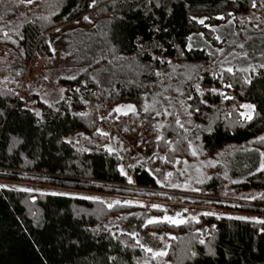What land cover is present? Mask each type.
<instances>
[{
    "label": "trees",
    "instance_id": "trees-1",
    "mask_svg": "<svg viewBox=\"0 0 264 264\" xmlns=\"http://www.w3.org/2000/svg\"><path fill=\"white\" fill-rule=\"evenodd\" d=\"M34 4L32 13L8 24L9 38L0 29V43L12 41L26 64L34 51L47 53L46 31L66 28L57 43L79 70L58 79L62 96L54 104L33 95L38 112L24 106L17 95L20 77L0 87V178L17 180L26 170L41 174L42 184L109 191V185L125 177L117 157L103 147L105 138L94 131L101 108L129 103L139 109L146 94L176 78L168 73L169 68L173 72L172 64H190L194 75L177 100L183 127L191 134L186 135L171 116L163 123L157 147L166 165L176 157H188L192 142L203 159L219 161L209 168L211 174L198 184L199 190L222 194L231 180L228 186L234 190H259L260 195L256 202L215 206L182 222H146L144 230L169 235L164 255H152L131 234L106 227L110 217L138 206H106L95 198L0 186V264H264V221L220 212L237 208L264 213V66L247 76L236 69L220 70L213 53L196 43L189 45L197 37L209 46L216 44L215 32L227 23L234 29L252 22L264 25V0H57L55 7L34 0L30 5ZM126 64L134 68L92 79L99 68ZM243 103L252 107L246 118L241 115ZM212 116L206 130L195 128L207 125ZM74 133H90L92 138L66 140ZM132 181L157 185L140 167H134Z\"/></svg>",
    "mask_w": 264,
    "mask_h": 264
},
{
    "label": "rangeland",
    "instance_id": "rangeland-1",
    "mask_svg": "<svg viewBox=\"0 0 264 264\" xmlns=\"http://www.w3.org/2000/svg\"><path fill=\"white\" fill-rule=\"evenodd\" d=\"M33 1L0 0V29L6 39L11 34L7 28L8 24L25 16L28 11L32 13L36 5H30ZM42 3L43 7L45 5L55 7L57 0H42ZM33 13L40 12L34 10ZM85 17L91 19L88 14ZM248 19L246 18L245 22H248ZM261 25L252 22L234 29L227 23L215 32L216 44L209 46L202 37H197L194 43L189 41V45L196 43L198 48H205L213 53L220 70L236 69L247 76L257 66H264V25ZM65 29L58 26L46 31L47 53L34 51L26 64L13 48L12 41L0 43V87L15 84L20 77L17 95L24 106L34 112H38V109L33 104V95L46 104H54L62 96V87L58 84V79L70 77L79 70L78 67L72 66L57 43ZM240 30L242 31L239 33ZM172 66L173 72L169 68L168 73L175 75L176 78L159 84L151 93L146 94L141 108L136 109L129 103H118L111 108L103 106L99 112V122L94 131L105 138L103 147L117 157L118 169L125 177L124 181L109 185V188L107 187L109 191H86L42 184L37 174L24 170L17 180L0 178V186L95 198L103 201L106 206L121 202L138 206L136 210L110 217L106 227L131 234L152 255L164 252L169 235L144 230L143 225L146 222L163 220L177 223L194 219L199 213L215 210V206L237 207L256 202L254 199L260 195L259 190H234L228 186L231 180L225 184L222 194L199 190L198 184L211 174L209 168L219 161L203 159L199 149L192 142L189 143L188 157H176L170 166L166 165L164 155L157 147L161 127L171 116L186 135L191 134L189 129L183 127L181 103L178 104L177 98L181 96L183 85L190 80L195 71L194 65L190 64H184L181 68L175 64ZM133 68L132 64L108 69L99 68L97 72L92 73V79L104 80L113 77L119 71ZM176 68L179 70H174ZM247 106L251 105L248 103L241 105V115L244 118L251 113L252 107ZM213 120L212 116L207 125L195 124V128L198 129L200 126L202 130H206ZM65 138L77 142L79 138L90 140L92 135L74 133ZM262 154L263 152L259 151L260 157ZM261 166L260 162L259 167ZM134 167L149 171L157 185L145 188L135 186L132 181ZM220 212L233 218L264 221V213L237 208H223ZM203 233L201 230V234Z\"/></svg>",
    "mask_w": 264,
    "mask_h": 264
},
{
    "label": "snow or ice",
    "instance_id": "snow-or-ice-1",
    "mask_svg": "<svg viewBox=\"0 0 264 264\" xmlns=\"http://www.w3.org/2000/svg\"><path fill=\"white\" fill-rule=\"evenodd\" d=\"M29 2H31V0H29ZM85 19H87V17H85ZM247 107H251V106H247ZM149 223H152V221H149ZM158 255H164V253H158Z\"/></svg>",
    "mask_w": 264,
    "mask_h": 264
},
{
    "label": "built area",
    "instance_id": "built-area-1",
    "mask_svg": "<svg viewBox=\"0 0 264 264\" xmlns=\"http://www.w3.org/2000/svg\"><path fill=\"white\" fill-rule=\"evenodd\" d=\"M36 174V173H35ZM38 177H41L42 175L41 174H37ZM135 186H138L139 188H145V186H140V185H135Z\"/></svg>",
    "mask_w": 264,
    "mask_h": 264
}]
</instances>
